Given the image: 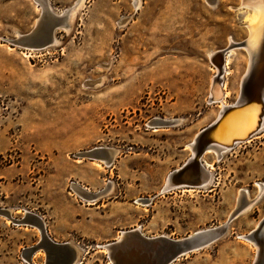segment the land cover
<instances>
[{"label":"rangeland","instance_id":"rangeland-1","mask_svg":"<svg viewBox=\"0 0 264 264\" xmlns=\"http://www.w3.org/2000/svg\"><path fill=\"white\" fill-rule=\"evenodd\" d=\"M76 1L48 0L55 14ZM209 1L140 0L136 9L133 0H85L69 30L55 32L60 45L29 50L12 41L34 29L40 1L0 0V264H57L39 226L21 223L29 214L50 240L76 248L75 264H110L102 246L121 231L181 239L229 221L245 205L240 191L255 199L264 190L263 129L203 157L213 166L209 186L160 193L220 110L209 101L216 71L206 48L248 35L242 0ZM248 62L243 47L231 51L221 76L227 104ZM170 119L181 122L161 123ZM94 148L108 154H87ZM110 149L119 153L106 167ZM253 204L217 241L172 264H252L255 248L239 236L264 216V191Z\"/></svg>","mask_w":264,"mask_h":264},{"label":"water","instance_id":"water-1","mask_svg":"<svg viewBox=\"0 0 264 264\" xmlns=\"http://www.w3.org/2000/svg\"><path fill=\"white\" fill-rule=\"evenodd\" d=\"M66 11H68V9L65 10V12ZM61 26H66L64 24L63 14H55L52 12L51 8H48L40 15L39 24L25 36V43L39 48L47 47L50 45L55 32ZM244 41L236 44L233 43L229 47L232 49L242 48L245 45ZM230 48H225L226 52ZM213 59L215 63L219 59L216 64L221 68L220 62L222 60L220 52L216 54ZM253 75V73H250L249 76L245 78V81L243 80V84L240 87V100L235 102L238 105L221 110V115L216 122H212L209 126L196 134L193 140L194 142L192 143L195 155L193 157L190 156L178 170H173L169 174V185L172 186V188H197L203 186L202 182L208 176V173L199 162V157L203 155L202 153L209 148L219 149L220 147L216 144H220L221 147L232 148L236 142L246 141L258 131L259 125L262 123L261 117H263L264 105H261L258 99L254 101L248 100L249 96L244 93L248 82H250L249 84L254 83L252 81L253 78L250 79ZM262 79L264 81V78ZM262 85L264 89V82ZM257 86H259L258 82L255 81L252 87H248V93H252ZM210 102L213 101L210 100ZM245 109L250 111L246 112ZM241 112H243V115H239ZM247 114H249V118H245ZM231 117L233 118L230 119ZM248 121L252 123L249 125ZM161 122L168 124V122L165 121ZM103 151L106 150L103 148H94V150H90L87 154L93 155V153ZM191 166L192 172L195 174L185 176V171ZM6 213L8 212L6 211ZM233 218L232 215L229 221ZM21 221V223L33 221L41 228L42 234L40 241L46 237L49 241V247L52 246L57 252H60L57 255V264H75L77 256L76 248L70 243L59 244L50 240L47 236L45 225L40 217L29 214L27 218H23ZM259 223V227H263L264 217ZM226 229L227 224L217 230L205 232L198 231L182 239L172 240L162 236L145 237L137 228H134L123 232L121 240H115L109 243L107 246L109 255H107L109 260L113 262L112 264H172L185 254L197 251L214 243L225 233ZM254 231L255 229L249 233ZM258 232L257 230L252 235L257 236ZM261 244H263L264 247V239L261 240ZM62 253L64 255H62ZM63 256H65V258ZM252 264H264V249L260 254L258 262H253Z\"/></svg>","mask_w":264,"mask_h":264},{"label":"bare ground","instance_id":"bare-ground-1","mask_svg":"<svg viewBox=\"0 0 264 264\" xmlns=\"http://www.w3.org/2000/svg\"><path fill=\"white\" fill-rule=\"evenodd\" d=\"M40 1V6H42V12L41 14L44 13V11L48 8H51V6L49 5V2L48 0H39ZM134 1V6L135 8L137 9L138 6H139V3H140V0H133ZM207 3L210 5V6H214L215 3H211L209 0H206ZM42 2V3H41ZM85 2V0H78L76 1L73 6H71L68 11H62L60 14L64 16V24L66 26H61L60 28H66L65 30L68 31L70 25L72 24V21H73V17L74 15L76 14V12L79 10L80 6ZM240 9L243 10L244 12V20L247 21L246 23V29H247V32H248V35H247V38L245 39V45L243 46V48L247 51V54H248V58H249V62H248V70L246 71L245 73V76L243 77V79L241 80V85L243 84V80L245 81V78L249 76L250 73H253L254 75L250 78L252 79L253 78V82L255 83V81L258 82V85L257 88H255V90L252 92V93H248L249 92V88L250 86L252 87V85L254 83H251L249 84L250 82H248V85H247V88L246 90H244V93L249 96L248 100H260L261 102V105L263 104L264 105V89H263V79L264 78V0H242L241 1V4H240ZM241 10V11H242ZM58 14V15H60ZM36 25L35 27L39 24V19L36 20ZM123 26V25H122ZM34 27V28H35ZM17 35V38L14 39L12 41L13 45L16 46V47H19V48H22V49H29V50H32V48L34 49H44V48H39V47H35L33 45H30V44H27L25 43V35H21V34H16ZM236 44L235 42H231V44ZM60 45V42H59V39L56 38L55 34L53 36V39L50 43L49 46L47 47H51V46H58ZM227 48H230L229 46H227ZM225 49V48H224ZM217 50V51H211L210 49L207 51V55L210 57L211 59V62L212 64L214 65L215 67V75L214 77L212 78V81H211V85H210V95H209V101L212 100L213 102L211 103H219L220 106V110H219V113L217 115V117L214 119L213 122H216L218 120V118L220 117V113H221V110H224L225 108H229L231 106H236L238 104L236 103H233V104H227L225 102V99H224V96L225 98L228 96V92L225 91L224 89V96H222V93H223V81H222V77L224 74H228V70L226 69L227 66V62H228V58H229V55L231 54V51L233 50L232 48H230L227 52H226V49L224 50ZM240 49V48H239ZM220 52L221 54V68H219V66H217V62L215 63L214 62V56L216 54H218ZM25 54V53H24ZM216 58V57H215ZM213 59V60H212ZM216 61V59H215ZM253 71V72H252ZM100 86V85H98ZM240 100V92H239V95L237 97V100L236 102ZM252 109V108H251ZM246 112L250 111V110H247L245 109ZM264 112V110H263ZM239 115H243V112H241V114ZM249 116V114L246 115L245 118H247ZM233 117H231L230 119H232ZM249 118V117H248ZM262 119V123L259 125V129L258 131L252 135L250 138H252L253 136H255L256 134H259L260 132L263 131L264 129V113H263V117H261ZM159 120V119H157ZM165 122H168L170 123L171 125L175 126V125H179L181 120L180 119H170V120H165ZM249 122V121H248ZM162 123V122H161ZM252 122L250 121L249 122V125L251 124ZM162 125V124H161ZM210 125V124H209ZM208 125V126H209ZM150 128H153L154 130H157V128H159L160 126L158 125V123H151L150 125H148ZM207 127V126H206ZM205 127V128H206ZM226 127V126H225ZM204 129V128H203ZM202 130V129H201ZM200 130V131H201ZM230 130V129H229ZM199 131V132H200ZM223 134V133H222ZM196 136V135H195ZM195 138V137H194ZM193 138V140H194ZM221 138V137H220ZM249 138V139H250ZM248 139V140H249ZM191 141L190 143L187 144V147L189 148L190 150V153H191V157H193L195 155V152H194V149L192 148V143L194 141ZM247 141V140H246ZM240 142H236V144H238ZM218 145V147H220L219 149H216V148H209L207 149L205 152H203L202 156L199 157V162L202 164V166L205 168V170L207 171L208 173V176L205 178V180L202 182L203 183V186L201 187H197V188H203V187H207L210 185V182H211V174H210V170L213 169V166L207 162H205L203 160V157L206 155V154H216L218 157L223 155L224 153H226L228 151L229 148L227 147H221L220 144H216ZM234 145V146H235ZM233 146V147H234ZM232 147V148H233ZM94 150V149H93ZM104 150H108V149H104ZM110 153L113 157H111L110 159H107V160H103V163H105L106 167H109L112 165V162H113V158L116 156L117 152L119 153V150L117 149H110ZM107 153V151H106ZM97 154V153H95ZM108 154V153H107ZM90 155V154H89ZM99 155V154H98ZM100 157V156H99ZM98 162V161H97ZM100 162V161H99ZM98 162V163H99ZM181 167V166H180ZM179 167V168H180ZM178 168V169H179ZM208 168V170L206 169ZM178 169H175V170H178ZM186 175L185 176H191L195 173L192 172V166L189 167L186 171ZM184 172V173H185ZM171 173V172H170ZM169 173V174H170ZM169 174L167 175V177L165 178V181H164V184L163 186L161 187V191L160 193H166L168 191H171V190H174V189H177V188H172V186L169 185ZM184 175V174H183ZM107 186H109V192L108 194H112V192L115 190V188L113 187V184L112 183H109ZM172 188V189H171ZM179 188H183V187H179ZM196 188V189H197ZM192 189V188H190ZM194 189V188H193ZM85 190V189H83ZM87 190V188H86ZM189 189H186V191H188ZM263 187L261 185H259V191H258V194L256 196L255 199H250L249 196H248V193L246 191H240V194H239V197H238V200H239V203L242 202V199H244L245 201V205H236L237 206V209L233 211V213L231 214V216L233 215V217H237L239 214L243 213L245 210H247L248 208H250L252 206V204L257 200V199H260L263 195ZM82 198V197H81ZM83 199V198H82ZM94 199V198H93ZM89 201V199H87ZM96 200V199H95ZM138 200H141V199H138ZM138 200H137V204H138ZM89 203H94L93 201H89ZM235 206V208H236ZM231 216L229 218H231ZM264 217V216H263ZM262 217V218H263ZM227 222L229 221H226L224 224H221L220 226H217V227H214V228H207V229H202V230H199V232H205V231H210V230H217V229H220L222 228L225 224H227ZM259 222L257 223V225L255 226V231L256 232L257 230L259 231L257 236H253L252 234H254V232L252 233H248L247 236L246 235H241L239 236V238L241 239H244V240H247L248 243L250 242L254 248H255V257H254V260L253 262L254 263H257L258 260L260 259V254L263 252V244H261V240L264 239V224L262 225L263 227H259ZM259 227V228H258ZM140 232H141V229L140 227H136ZM39 231H41V228L39 227ZM252 231V230H251ZM250 231V232H251ZM123 232L125 231H121L119 233V235L117 236L116 238V241H119L121 240L122 238V234ZM195 232H198V231H195ZM142 233V232H141ZM40 234H42V232H40ZM143 234V233H142ZM144 235V234H143ZM193 235V233L191 234ZM145 236V235H144ZM166 237V238H169V239H172L170 238L169 236L167 235H160V236H156V237ZM145 237H148V236H145ZM182 239V238H181ZM172 240H178V239H172ZM260 240V241H259ZM115 241V240H114ZM113 241V242H114ZM110 243V242H109ZM108 243V244H109ZM112 243V242H111ZM108 244H105V245H101L104 249V252L106 254L109 255V250H108ZM209 246V245H208ZM207 247V246H206ZM186 255V254H185ZM78 259V254L76 256V260H75V263ZM252 262V263H253ZM110 264H112L113 262H109Z\"/></svg>","mask_w":264,"mask_h":264},{"label":"crops","instance_id":"crops-1","mask_svg":"<svg viewBox=\"0 0 264 264\" xmlns=\"http://www.w3.org/2000/svg\"><path fill=\"white\" fill-rule=\"evenodd\" d=\"M167 18H168V17H166V22H167ZM35 25H36V24H35ZM206 49H207V50H209V49H210V50H213L212 48H206ZM213 51H215V50H213ZM207 56H208V55H207ZM208 57H209V56H208ZM206 169L208 170V168H206ZM208 171H209V170H208ZM210 172H211V170H210ZM185 188H186V189H190V188H187V187H183V189H185ZM255 204H256V203H255ZM253 205H254V204H253ZM253 205H252V206H253ZM252 206H251V207H252ZM261 219H262V218H261ZM261 219H260V220H261ZM256 225H257V224H256ZM256 225H255V226H256ZM254 228H255V227H254ZM199 250H200V249H199ZM193 252H194V251H193ZM186 255H187V254H186ZM254 256H255V254H254ZM253 260H254V259H253Z\"/></svg>","mask_w":264,"mask_h":264},{"label":"flooded vegetation","instance_id":"flooded-vegetation-1","mask_svg":"<svg viewBox=\"0 0 264 264\" xmlns=\"http://www.w3.org/2000/svg\"><path fill=\"white\" fill-rule=\"evenodd\" d=\"M224 76V75H223ZM247 192V191H246Z\"/></svg>","mask_w":264,"mask_h":264}]
</instances>
